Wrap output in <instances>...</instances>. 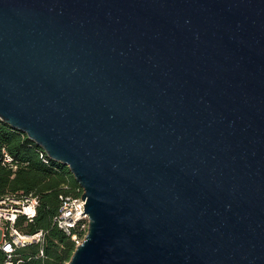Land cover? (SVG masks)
Segmentation results:
<instances>
[{"label": "water", "instance_id": "water-1", "mask_svg": "<svg viewBox=\"0 0 264 264\" xmlns=\"http://www.w3.org/2000/svg\"><path fill=\"white\" fill-rule=\"evenodd\" d=\"M0 116L84 189L66 264H264V0H0Z\"/></svg>", "mask_w": 264, "mask_h": 264}, {"label": "trees", "instance_id": "trees-1", "mask_svg": "<svg viewBox=\"0 0 264 264\" xmlns=\"http://www.w3.org/2000/svg\"><path fill=\"white\" fill-rule=\"evenodd\" d=\"M3 147L20 161L15 174L1 162ZM40 151L41 147L27 135L4 121L0 123V195L36 196V216L30 220L21 215L16 226L26 234L43 232L40 241L18 247L13 260L21 261V264H66L76 249V243L56 224L55 218L62 204L61 195L77 196L81 186L68 166L56 161L45 163ZM7 258L0 247V264Z\"/></svg>", "mask_w": 264, "mask_h": 264}, {"label": "built area", "instance_id": "built-area-1", "mask_svg": "<svg viewBox=\"0 0 264 264\" xmlns=\"http://www.w3.org/2000/svg\"><path fill=\"white\" fill-rule=\"evenodd\" d=\"M3 122L0 116V123ZM20 132V131H19ZM24 136L25 133L21 132ZM40 157L44 162L50 164L53 161L41 148ZM2 164L14 174L20 166L19 159H16L6 147L1 150ZM84 189L81 187L77 196L61 195L62 204L58 215L55 218L56 224L62 228L76 243L80 245L90 227V217L85 210L86 200L82 198ZM38 198L33 195L5 194L0 195V247L7 254V260L2 264H21V261H14L13 255L18 247L26 246L31 242H38L43 232L26 234L16 226L21 215L32 220L37 213Z\"/></svg>", "mask_w": 264, "mask_h": 264}]
</instances>
